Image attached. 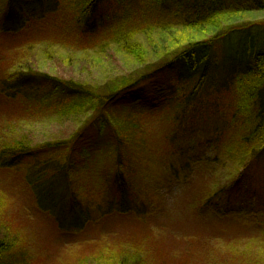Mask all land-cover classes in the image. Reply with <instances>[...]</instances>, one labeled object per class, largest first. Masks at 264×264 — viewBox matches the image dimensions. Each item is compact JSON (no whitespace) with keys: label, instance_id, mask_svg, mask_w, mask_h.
Returning a JSON list of instances; mask_svg holds the SVG:
<instances>
[{"label":"rangeland","instance_id":"374dc122","mask_svg":"<svg viewBox=\"0 0 264 264\" xmlns=\"http://www.w3.org/2000/svg\"><path fill=\"white\" fill-rule=\"evenodd\" d=\"M59 1L34 17L23 10L26 22L11 36L0 29V85L15 72H29L105 95L154 72L165 63V48L177 51L231 26L264 20V0L256 4L262 5L260 12L237 17L227 10L251 0H230L210 23L191 30L179 24L185 13L202 7L192 1L108 0L110 6L99 4L92 19L75 23L77 29L71 21L85 2ZM164 22L174 29L155 28ZM145 23L155 30L142 34ZM172 38L184 40L173 46ZM169 80L164 75L137 85L100 110L93 95L79 101L81 107L62 108L46 100L40 104L33 93L30 99H10L0 90V146L23 141L34 149L32 157L0 167V239L10 243L0 264H128L133 258L138 264H264V166L247 151L258 150L264 138L243 148L222 124L225 116L207 113L196 121L193 139L173 138L174 109L161 93ZM44 145L53 147L38 149ZM59 154L67 158L54 167L60 174L53 186L32 191L24 177L29 162ZM118 170L128 196L139 200L133 205L130 199L122 216L116 214L120 198L113 197L112 187ZM38 193L51 197L42 201L48 209ZM209 197L224 199L227 215L199 212Z\"/></svg>","mask_w":264,"mask_h":264},{"label":"trees","instance_id":"16d2710c","mask_svg":"<svg viewBox=\"0 0 264 264\" xmlns=\"http://www.w3.org/2000/svg\"><path fill=\"white\" fill-rule=\"evenodd\" d=\"M4 2V19L2 20L1 31L6 36H11L12 33L26 22V15L23 10H27L28 16H36L37 11L43 10L46 7L54 9L55 3H60L59 0H3ZM108 0H83L86 7L77 13L71 21L73 26L78 29L76 24H82V20L91 17L94 14V8L99 4L106 7L112 2L106 3ZM168 0H161V3ZM192 1L196 6L202 7L194 14H186L179 24V28L194 29L201 25L210 23L209 20L221 13V7L226 6L230 0H187ZM263 0H251V3L236 4L232 9L227 10L229 16L237 17L244 13H254L263 10L262 5L258 3ZM206 2L208 4H206ZM253 2V3H252ZM235 4V3H234ZM253 4V5H252ZM63 6V5H62ZM52 9V11H53ZM108 12H112V8ZM38 15V14H37ZM37 18H40V13ZM87 19V20H88ZM85 22V28H90L89 23ZM76 23V24H75ZM83 25V24H82ZM176 28L178 25L175 26ZM163 31L174 29V25L170 22L159 23L157 27ZM151 30H155L153 25L143 24L140 27L142 34H148ZM161 31V30H160ZM219 31V30H217ZM1 32V33H2ZM166 33V32H163ZM184 38H172L170 42L173 46L179 42H183ZM186 44V45H185ZM180 46V49L175 51L174 48L166 49L163 54L164 62L157 66L154 72H147L139 76L138 79L132 80L120 88H114L113 93L107 92L104 95H98L92 88L81 86L77 83L73 84L66 81L50 80L47 76H35V73L15 72L11 78L1 81L0 90L5 97L15 99L19 96L30 99L31 93L35 94L40 104L49 102V106H61L76 108L81 107L79 101H85L86 98L94 96L96 99V108L99 110L108 105L111 101L121 98L137 85L152 82L155 79L169 77V86L165 87L161 93L166 96L169 103L174 109L172 118V129L170 130L173 138L180 139L187 135L191 139V132L198 125L196 122L199 118L203 119V114L207 113L213 116H225L226 121L222 124L226 131L230 130L233 136H237V142L244 148L257 142L256 139L264 138V20L259 22H246L231 26L229 29L215 33L209 39L196 43H185ZM171 45V44H169ZM124 46V45H123ZM172 46V45H171ZM184 46V47H183ZM127 47V46H125ZM167 59V60H166ZM50 80V82H46ZM44 81V82H43ZM164 87V85L162 84ZM52 90L51 97L49 96ZM60 92H63L59 95ZM103 95V96H102ZM55 96V98L53 97ZM101 96V97H99ZM33 99V100H34ZM54 99L56 102L51 101ZM79 102V103H78ZM99 117V116H98ZM205 123H211L207 120ZM104 125V121L102 122ZM134 126V125H131ZM228 128V130H227ZM223 131L220 133L223 140ZM5 143V142H4ZM2 144L0 146V167L3 165L11 166L18 163L23 158L32 157L34 149L23 146V141H14L12 144ZM61 143H55L58 146ZM51 145H44L38 149L45 150ZM215 148L217 146L215 145ZM121 146L116 145L115 151L120 153ZM248 152L253 155V162L263 164L264 166V144L254 152V149L249 147ZM57 155L53 158L43 159V161L29 162L25 176L32 186V191L47 190L55 175L60 174L54 168L57 162H65L67 156ZM116 157V155L114 154ZM120 164V163H119ZM119 171V170H118ZM116 174V175H115ZM113 181V197L120 198L116 214L120 216L126 212L132 204H136L139 200H133L128 194H131L124 186L123 173L115 172ZM113 175V176H114ZM117 182V184H115ZM36 195L39 201H49L51 197L47 194ZM130 199L133 201L130 203ZM74 201V200H73ZM116 201V199H114ZM73 203V210L80 217V223H85L84 214L78 208L76 201ZM128 203H130L128 205ZM43 205V202H42ZM223 201L213 197L203 201L202 206L198 211L205 210L212 213L214 216L224 215L227 209L223 208ZM44 208L49 207L43 205ZM132 208V207H130ZM48 209V208H47ZM241 210V209H239ZM133 214H137L135 207L132 210ZM126 214V213H125ZM227 215V213H226ZM126 216V215H125ZM84 218V219H83ZM63 222V220H60ZM10 243L0 239V260L3 259L8 252ZM159 253V251H156ZM159 255V254H158ZM131 257H133L131 255ZM161 257V256H160ZM154 258H159L154 256ZM154 261H150V264ZM162 259L159 260V263ZM145 263L148 262L145 260ZM108 264H127L121 261H109ZM138 264L133 258L131 263Z\"/></svg>","mask_w":264,"mask_h":264}]
</instances>
